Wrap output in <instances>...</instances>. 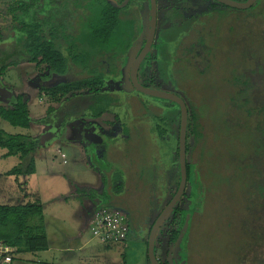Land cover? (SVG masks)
I'll return each mask as SVG.
<instances>
[{"label": "rangeland", "instance_id": "1", "mask_svg": "<svg viewBox=\"0 0 264 264\" xmlns=\"http://www.w3.org/2000/svg\"><path fill=\"white\" fill-rule=\"evenodd\" d=\"M49 1L53 3L51 8H48L46 4L41 10L39 9L40 18L51 15L55 20H62L68 31H73L74 26L86 13V8L80 6L82 4L80 0ZM9 2L10 0H0V9ZM208 2L209 0H157L156 31L148 55L152 63L150 67L154 69L151 71L154 77L149 84L153 89L177 95L186 102L188 107L191 106L187 98L189 97L196 103L195 107L204 114L205 140L211 151L208 154L211 157V164H208L205 156L204 160H199L198 165L201 168L200 171H203V167L213 171V184L205 186L203 193L207 194L206 200L205 197L201 201L198 200L199 209L196 210L195 206L189 208V204L187 205V202H190L187 197L189 181L187 182L184 197L178 205L179 211L173 216L170 215L164 223V228L179 233L178 239L175 242H169L166 237H161L155 252L158 259L165 264H178V261H181L179 258L183 249L182 257L185 264H264V190L257 187V184L264 186V152L254 159L256 165L251 172V179L243 183L238 182V178L234 177L235 167L231 172L228 170L226 178L219 175V170L225 171L227 167L221 165V161L215 160V155L223 157L225 153L223 142L226 141L227 135L221 128L219 112L227 95V84L224 78L228 79L232 75L229 65L252 78L251 97L254 105L264 106V0H259L252 11L249 8L235 9L217 6L214 12L206 13L205 10L210 5ZM180 6H185L190 14L192 12L194 15L205 11L197 27L204 34V30L208 29L215 38H218L217 44H214V53L205 54L207 59L198 56L195 64H199L200 69L191 66L193 58L188 57L183 48L194 41L196 36L194 32L186 34L184 44L176 55L179 58L183 57L182 61L188 57L187 64L180 62L155 64V60L160 56V50L169 46L177 34L172 24L179 21L178 14L183 12V7ZM126 8L130 16L139 17V14H143L141 37L138 40L141 47L149 23L148 3L143 0H130ZM123 11L126 12V9ZM12 24L13 22L8 23L5 19H0V51L4 54L19 51L20 55L22 47L18 46L20 42L17 43L13 29L11 31ZM15 58L5 61L1 59L0 70L2 66L10 64ZM123 65L115 63L118 73L124 70ZM120 66H123L122 70H119ZM251 69L254 70L253 73H249ZM113 73L106 75L114 79ZM40 74L34 64L21 61L17 65L8 66L4 74L0 75V91L4 89V93L0 92V105L7 107L6 105L9 106L16 95H26L29 98L27 105L32 120L29 128H20L0 118V129L10 134L31 136L36 141L35 175L22 177V181L13 176L7 177L0 181V194L11 197V203L20 202L24 194L22 202L34 203L36 200L39 201V191L46 200L42 204V211H45L46 217L48 214L52 216L51 211L55 212L54 219L51 217L53 222H50L54 223L56 230L58 229L57 235L77 230L81 233L75 243L67 239L64 245L73 246L66 253H30L29 260L19 259L18 264H141L139 247L146 252L145 245L135 237L129 238V245L126 247L116 245L107 248L105 244L91 240L89 228L79 226V209L86 210L90 220L92 213L97 210L96 206H113L111 209L119 210L127 215L132 234H136L138 226L142 224L148 226L149 222H153L155 214L161 211L165 205L164 202L171 195L170 192L175 184L170 180L179 169L178 153L174 150L180 121L178 106L166 99L147 97L132 88L134 96H129L126 95V90L122 93L118 91L120 89L113 86L112 90L118 93L115 96L118 99V106L115 107L114 112L104 113L99 119L96 118L97 121L88 115L87 100L81 96L66 97L50 115L47 113V108L52 103L48 95L35 85V82L41 79ZM78 77H81L80 70L72 67L66 75L49 76L42 84L52 86ZM228 86L231 85L228 84ZM8 91H12L13 94L10 98L7 96ZM142 95L145 98L141 97ZM121 110H124V114H130V118L131 115L133 116L134 122L131 123L128 141L121 140L119 135V129H122L119 126L123 115ZM142 113L147 120V125H141V122H138ZM115 115L118 117L116 118ZM233 115L235 114L230 111L229 116L234 117ZM46 117H51L53 124L44 125L37 122ZM160 117L163 120L161 125L168 131L161 140L165 142L169 139L171 145L166 150V156L159 155V157L156 153V143L152 142V140L156 141L155 133H150L148 128L151 127L150 119L154 123ZM62 122L63 126L60 125ZM111 123L113 125L109 126ZM93 125L99 129L95 130ZM248 144L246 135H237L230 149L227 146L225 149L232 151V154L241 160L248 150ZM18 161L16 156L0 160V172L10 169ZM162 161L164 164L160 170L163 169L167 175L164 183L170 193L163 201L160 199L161 194L154 193L156 184L160 185L161 181L151 182L155 176H152L153 173L150 171L158 169L159 162L161 164ZM121 169L126 176L125 192L117 195L111 193L107 186L111 185L109 181L111 174L114 171L121 172ZM225 179L228 180L224 181ZM206 180L207 177H205ZM27 181L30 184L29 187H26ZM102 189L105 190L104 197L97 196ZM89 190H95L96 196L91 193L92 198L88 197ZM22 192L23 194L19 197ZM185 208L193 209V211L188 210V214L193 213L191 216L194 221L191 222L187 239L183 243L186 232L182 228L184 218L182 210ZM188 221H190L189 217L186 222ZM29 223L31 226H36L38 220L33 217ZM40 224L38 230L43 231L44 223L41 219ZM84 242L85 245H83ZM77 243L80 244L77 245ZM163 245L167 246L164 255L161 254ZM144 255L145 264H150L146 253Z\"/></svg>", "mask_w": 264, "mask_h": 264}, {"label": "trees", "instance_id": "2", "mask_svg": "<svg viewBox=\"0 0 264 264\" xmlns=\"http://www.w3.org/2000/svg\"><path fill=\"white\" fill-rule=\"evenodd\" d=\"M39 1L40 0H10L8 4L0 9V19L13 22L12 29L18 41L16 42H20L18 46L21 45L22 47L20 55L19 51H15V53L12 51V53L8 52L5 54L0 51V61L1 59L5 61L16 57L12 59V62L8 61L11 62L10 64L1 67L0 75L4 74L8 66L17 65V63L21 61L34 64L39 74H42L39 76V78H41L39 80V82H41L39 90L45 92L52 103L47 108V113L50 115L63 103V99L68 96H81L83 99L87 100L86 110H88V115L92 118H99L104 113L114 112L115 107L118 106V99L111 89H104L106 86L105 78H109L106 74L109 68L112 69L115 63L120 62L124 64L122 76L124 77L126 75V70L130 65L128 63H130L131 59L137 53L136 51L139 49L138 40L141 37L143 14H139V17L129 15L128 8L126 7L130 0H128L125 6L119 8L115 7L107 0H80L79 2H82V4H79L86 8V13L82 16V19L80 18L77 25L74 26V30L68 31L66 30V25L62 23V20L57 19V21L53 19L51 15L40 18L41 15L38 13L39 9L41 10L46 4H48V8H51L53 3L41 4ZM116 1L121 3L124 0ZM234 1L243 2L246 0ZM257 3H259V0H257L253 6H256ZM217 6L228 7L212 1L206 13L214 12ZM253 6L249 8L251 11L253 10ZM180 7H183V12L178 14L177 20L179 21H175L172 24V28L176 30L177 34L169 46L163 47L162 50H160L157 64H172L175 59L180 60V58L178 56L175 57L174 54H176L177 50L184 44V37L188 32H194L196 35L193 42L188 46H183L188 52L195 51L196 55L203 59H207L204 54L208 55L215 49L214 44H217L218 38H215V35L210 31L204 34L201 29L197 27V24L200 23V19L204 16V12L194 15L192 12L190 14L188 8H185V6ZM125 9L126 12L123 11ZM103 62L105 64H102ZM149 62V58H146V64H141L138 70V76L143 86L152 88L149 82L151 78L154 77L153 73H151L154 69L150 67L152 64H149ZM191 66L200 69L199 64H191ZM72 67L80 70L81 77L70 81L59 82L52 86L42 84L44 79L49 76L66 75ZM229 68L232 75L228 79L224 78L227 84V95L224 97L219 112L221 117V128L226 131L227 135L226 141L223 142L225 143V153L223 157L215 155V160L221 161V165L227 167L225 171L219 170V175H223L224 178H226L228 170L231 172L233 167H235L236 169L233 175L238 178V182L243 183L251 179V172L256 165L254 159L264 152V106L262 104L254 105L251 97V91L253 89L252 78L245 72H239L235 67L229 65ZM253 72L254 70L251 69L249 73ZM228 84L231 86H228ZM141 97L145 98L143 95ZM187 98L190 100L191 104L190 107L186 105L187 123L185 152L187 181H189L187 197L190 199V202H188L189 208L190 206H195V209L198 210V200L201 201L204 197L206 200L207 194L204 195L205 193H203L205 186L213 184V171L206 167H203V171H200L201 168L198 162L199 160H204L205 156L208 164H211V157L208 155L211 151L205 140L206 120L204 121V114L195 107L194 104L196 103L189 97ZM230 111L235 114L233 115L234 117L229 116ZM242 112H244V114ZM0 118L14 127L29 128L32 120L29 116L27 97L16 95L14 99L11 100L10 107L0 105ZM37 122L44 125L47 123L53 124L51 117L39 119ZM60 125L63 126V122ZM111 125H113V123L109 124V126ZM121 127L122 129H119L120 139L128 141L130 139L129 131L122 125ZM152 128H148L149 132H151ZM153 129L158 136H163L165 134V129L162 125H157ZM237 135H246L249 140V144L247 145L248 150L243 154L244 156L241 160H238V158L232 154V151L230 152L228 150L230 146L234 144V138H236ZM177 142L178 138L174 148L178 153ZM226 146L228 149H225ZM0 149L5 150V157L16 156L19 160L18 163L6 171L3 176H13L17 179L20 177H28L35 172L34 154L36 152V141L31 136L9 134L0 129ZM163 164L164 161H162L161 164L159 162L158 169L152 170L150 168V171L153 173L152 176H155V179H151V182L155 181V183H157L161 181L160 185L156 184V190L154 192L155 195H162L161 198L159 197L161 201L167 198L171 193L166 199V202H164V204H167L177 190L180 172L178 169L171 180L169 179L175 185L172 188L173 190L168 193L164 183L167 175L163 169L160 170ZM143 170L145 169L143 168ZM218 174L216 173V176ZM1 176L2 175H0V177ZM205 177H207L206 181ZM109 181H111V185L110 187L107 186V188H110L108 190L111 193L118 195L125 192L126 176L122 169L121 172L114 171ZM257 187L264 190L263 185L257 184ZM104 189H102V192L97 196L104 197ZM88 192H86L88 193V197H91V193L95 196L97 194L95 190H89ZM178 205L179 204L173 208L171 213L172 216L179 211ZM105 207L111 209L113 206L106 205ZM105 207L99 205L96 206V209L98 210L99 208ZM189 208H185L184 210L181 209L184 216L182 228L186 232L183 243H185L187 239L190 224L194 221L192 217L193 213L190 212L188 214ZM41 211L42 205L38 200L34 203L22 204L17 202L13 205H0V244L11 246L16 248V250L22 249L28 252L46 250L48 248V241L44 232L40 229L39 231L37 225L31 226L27 224L30 218L41 215ZM189 211H193V209ZM157 215L158 212L155 214L154 220ZM187 217L190 218L188 222H186ZM126 222L128 225L127 238L118 245H124V247H126L129 245V238L135 237L141 244L146 246L148 233L153 222H149L148 226L145 224L138 226L136 234L133 233L134 236H132V230L127 218ZM165 222L161 223L157 231L155 249L159 245L161 237H166V240H169V242L178 239L179 233L164 228ZM166 244H168V241ZM105 247L109 248L112 246L105 245ZM163 248L165 249V245ZM140 249L141 247H139L141 264H145L146 260L144 253L146 252ZM158 260L160 264H165L161 259Z\"/></svg>", "mask_w": 264, "mask_h": 264}, {"label": "water", "instance_id": "3", "mask_svg": "<svg viewBox=\"0 0 264 264\" xmlns=\"http://www.w3.org/2000/svg\"><path fill=\"white\" fill-rule=\"evenodd\" d=\"M115 7H123L127 4L128 0H124L121 3H118L116 0H107ZM149 3V23H148V31L146 35V39L144 41V45L142 46L140 52L134 59L133 63L129 68V78L132 87L135 91L145 96L161 98L169 100L179 107L180 111V124H179V140H178V163H179V172L180 179L178 183V187L170 201L162 208L159 212L158 216L154 220L151 225V228L148 233L147 245H146V255L150 264H160L156 253H155V238L157 231L161 223L167 218L179 200L182 198L184 191L187 186V172H186V150H185V137H186V123H187V107L185 102L178 97L177 95L161 91L157 89H153L150 87L143 86L138 81V70L141 65L143 59L149 53L151 46L153 44L155 31H156V22H157V0H146ZM215 2L235 8V9H248L252 7L257 0H246L243 2L234 1V0H214Z\"/></svg>", "mask_w": 264, "mask_h": 264}, {"label": "crops", "instance_id": "4", "mask_svg": "<svg viewBox=\"0 0 264 264\" xmlns=\"http://www.w3.org/2000/svg\"><path fill=\"white\" fill-rule=\"evenodd\" d=\"M39 3H41V4H45V3H50V1L49 0H40L39 1ZM82 3V2H81ZM6 20V19H5ZM9 20V19H8ZM8 23H10V22H8ZM10 28H11V31H12V28H13V25L12 26H10ZM5 29H7V28H5ZM14 33V32H13ZM11 35H12V33H11ZM7 53V52H6ZM9 53H12V51H10ZM40 80V79H39ZM39 80H37L36 82H35V85L36 86H39L40 85V82H39ZM0 92H2V93H4V89H2ZM42 93V92H41ZM11 94H12V91L10 92V91H8V98H10V96H11ZM13 95V94H12ZM25 97H26V95H25ZM11 102V101H10ZM28 102H29V98L27 97V104H28ZM7 107H10V105L8 106V105H6ZM29 109V108H28ZM99 119V118H98ZM93 120H96L97 121V119L96 118H94ZM94 128L96 129L97 127H96V125H94ZM97 129H99V128H97ZM10 134V133H9ZM54 140H56V139H54ZM53 140V141H54ZM4 154H5V150H3V149H0V160H2V159H7V158H9V157H5L4 156ZM35 169H36V165H35ZM9 169H7V170H5V171H3V173L2 172H0V175H2L1 177H0V181H3L4 179H6L7 177L6 176H3V174L6 172V171H8ZM36 172V171H35ZM35 175V173H33L32 175H30V177H32V176H34ZM28 179V178H27ZM31 180V179H30ZM20 181H22V178L20 177ZM28 182V181H27ZM19 184H21V183H19ZM25 185V184H24ZM30 186V184H29V182H28V186H26V187H29ZM21 194H23V192L22 193H20L19 194V197H20V195ZM55 196V195H54ZM23 197H24V194H23ZM23 197L20 199V202H18V203H22V204H25L24 203V201L22 202V199H23ZM38 197H39V201H40V203H41V205L43 204V203H45V199L43 198V196L40 194V192L38 191ZM55 199L57 198V197H54ZM10 200H11V197H9V196H7V194H0V205H4V204H8V205H13V204H15V203H11L10 202ZM61 201H63V200H61ZM65 202V201H64ZM82 208H80L79 209V211H80V214H79V226H83V227H85V226H87V228L89 227V215H88V213L86 212V210H84V209H82ZM44 210V209H43ZM43 213H44V215H43ZM54 211H51V214H52V216L50 215V214H48V216L46 217V213H45V211H41V215H39L38 216V218L37 217H35L36 219H38V223L36 224L37 226L38 225H40L41 226V224H40V219H41V222L43 221V223H44V225H43V227H44V229H43V232H44V234L46 235V238H47V241H48V248L46 249V250H40V251H36V252H28V251H24V250H22V249H19V250H17L16 252H15V254H13V263L12 264H18L19 262L17 261V260H23V261H27V260H29V254L30 253H39V252H42V253H50V252H53V253H66V252H68V249H70V248H72V246L73 245H70V247L68 246V245H64L65 244V242L67 241V239H68V241H70L71 243L73 242V243H75L76 241H77V239L79 238V236H80V231H73L72 233H62V235L60 234V235H57L59 232H58V229L56 230V228L54 227V223L52 224L50 221H52L53 222V219H54ZM51 217H53V219L51 218ZM51 218V219H50ZM30 219H32V218H30ZM29 219V220H30ZM29 220H28V222H27V224L28 225H30V223H29ZM62 226V225H61ZM63 227V226H62ZM57 236H59V237H57ZM80 240V239H79ZM137 243V242H136ZM80 243H77V245H79ZM86 243L84 242L83 243V245H85ZM132 244V243H131ZM4 245V244H3ZM82 245V246H83ZM137 247H139V246H137ZM81 248V247H80ZM16 249V248H15ZM140 250H142V248L140 249Z\"/></svg>", "mask_w": 264, "mask_h": 264}, {"label": "flooded vegetation", "instance_id": "5", "mask_svg": "<svg viewBox=\"0 0 264 264\" xmlns=\"http://www.w3.org/2000/svg\"><path fill=\"white\" fill-rule=\"evenodd\" d=\"M143 1H146V0H143ZM147 3H148V1H146ZM210 5L212 4V0H209V2H208ZM140 5V4H139ZM138 5V6H139ZM210 5H209V7H210ZM148 7H149V3H148ZM208 10V8L205 10V11H207ZM204 11V12H205ZM193 14V13H192ZM147 31H148V29H147ZM205 31V33H207L209 30L207 29V30H204ZM147 35V34H146ZM145 39H146V37H145ZM145 39L143 40V42H142V44H141V47H140V45H139V49L136 51L137 53L135 54V56L131 59V61H130V63H128V64H132L133 63V61H134V59L136 58V56L138 55V53L140 52V50H141V48H142V46L144 45V41H145ZM138 44H139V42H138ZM151 48H152V46H151ZM151 50V49H150ZM213 51H215V49H213L212 50V52ZM150 52V51H149ZM177 52H178V50H177ZM177 52H176V54H174V56L176 57V55H177ZM184 53H187L188 54V57H191V58H193V64H195V62H196V60H198L197 58H198V55H196V53H195V51H192V52H188L186 49H185V52ZM211 54V53H210ZM148 55H149V53L147 54V56L143 59V61L141 62V64H146L145 63V59L146 58H148ZM205 55V54H204ZM209 55V54H208ZM188 57H186V58H184V60L185 61H182L183 60V57L182 58H180V60H174V63H172V64H177V62H180V63H188V61H187V58ZM200 57V56H199ZM158 60V59H157ZM157 60H155V64H157ZM150 61V60H149ZM120 63V62H119ZM119 63H117V64H119ZM102 64H105L104 62L102 63ZM108 64V63H107ZM121 64V63H120ZM149 64H152L151 62H149ZM130 65L128 66V69L126 70V75L123 77L122 76V73H120V71H119V73L117 72L118 71V68L115 66V64L112 66V69L111 68H109V70H108V73H112V72H114L113 74L115 75L114 77V79H111V78H108V79H106L105 78V80H106V86H109V88H105L104 87V89L106 90H108V89H111L112 90V87L114 86V88H118V89H120V90H118V91H120V92H122V93H124V90H126L127 92H126V95H129V96H131V95H133V91L132 90H134V88L132 87V85H131V82H130V78H129V68H130ZM141 66V65H140ZM121 67V66H120ZM122 68H123V66L121 67V68H119V70H122ZM140 68V67H139ZM138 81L140 82V80H139V76H138ZM114 83V84H113ZM142 84V83H141ZM129 88V89H128ZM131 88H132V90H131ZM113 91V93L115 94V95H118V93L115 91V90H112ZM129 91V92H128ZM135 91V90H134ZM132 92V93H131ZM138 95H140V94H138ZM134 96V95H133ZM147 97H149V96H147ZM125 101V100H124ZM124 104H125V102H124ZM178 106V105H177ZM179 108V107H178ZM121 112H122V116H121V123H120V125L119 126H123V127H125V128H127L128 129V131H129V134H130V128H131V126H132V122H134L133 121V116L131 115V118H130V114H124L125 112H124V110H121ZM179 115H180V111H179ZM118 117V116H117ZM139 121L138 122H141V125L142 124H146L147 125V120H145L144 119V114H141V116L139 117ZM151 120V121H150ZM149 120V123H150V126L151 127H149V128H155L157 125H161V123H162V117H160V119L159 120H157V121H155L154 123H152L153 122V120L152 119H150ZM151 123H152V125H151ZM154 124V125H153ZM179 124H180V121H179ZM119 126H118V128H119ZM93 127H94V125H93ZM164 127V126H163ZM152 128V130H151V132L150 133H155V136H156V141H153L152 140V142H155L156 143V145H155V147L157 148V155H164V156H166L165 154H166V150L167 149H169V147H170V145L171 144H169V143H171L170 141L171 140H167V141H165V142H163L162 140H161V138L162 137H164V136H166L167 134H168V131H166V128L164 127V129H165V134L163 135V136H158V134L156 133V131L154 130ZM96 130V129H95ZM98 130V129H97ZM97 132H99V131H97ZM100 133V132H99ZM178 140H179V130H178ZM130 140V139H129ZM155 143H153V145L155 144ZM178 143V142H177ZM164 148H163V147ZM159 156V157H160ZM188 182V181H187ZM185 191H186V189H185ZM185 191H184V193H185ZM176 192V191H175ZM184 196H182V198H183ZM181 198V199H182ZM180 199V200H181ZM180 200H179V202H180ZM170 201V200H169ZM168 201V202H169ZM179 202L177 203V204H179ZM176 204V205H177ZM166 205V204H165ZM164 205V206H165ZM187 205H188V202H187ZM163 206V207H164ZM162 210V209H161ZM172 213V211L170 212V214L167 216V218L166 219H168L169 217H170V215H172L171 214ZM159 214V213H158ZM158 216V215H157ZM156 219V218H155ZM165 219V220H166ZM165 220L163 221V222H165ZM173 242H175V241H173ZM164 246V245H163ZM162 246V247H163ZM167 246H168V244H167ZM167 246L165 245V249L164 248H161L162 250H163V253H161V254H165V251H166V248H167ZM185 246V245H184ZM182 254L184 253V249H183V251L181 252ZM182 254H181V256H180V258L179 259H181V261H178L179 263L178 264H185V260H184V258L182 257ZM158 258V257H157Z\"/></svg>", "mask_w": 264, "mask_h": 264}, {"label": "built area", "instance_id": "6", "mask_svg": "<svg viewBox=\"0 0 264 264\" xmlns=\"http://www.w3.org/2000/svg\"><path fill=\"white\" fill-rule=\"evenodd\" d=\"M88 228L91 240L110 246L118 245L127 238L126 214L116 209L99 208L92 213ZM16 251L11 246L0 244V264H12Z\"/></svg>", "mask_w": 264, "mask_h": 264}]
</instances>
